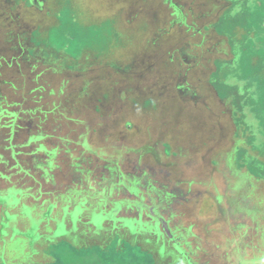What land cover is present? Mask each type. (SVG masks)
Segmentation results:
<instances>
[{
    "label": "rangeland",
    "instance_id": "1",
    "mask_svg": "<svg viewBox=\"0 0 264 264\" xmlns=\"http://www.w3.org/2000/svg\"><path fill=\"white\" fill-rule=\"evenodd\" d=\"M32 1L0 0V112L10 113L0 115V170L14 159L28 166L27 140L41 133L39 143L56 151L60 192L86 172L108 187L106 165L115 163L140 178L141 192L174 194L161 203L206 251L197 263L215 264L210 244L229 250L240 236L263 243L264 212L249 216L233 202L248 188L241 205L264 209V0ZM98 38L100 46L84 50ZM234 180L236 191L246 185L238 198ZM2 186L0 204L19 206L20 190ZM18 211L31 219V207ZM13 214H0V264H185L122 243L102 246L104 237L55 243L65 227L41 225L42 235L33 219L18 224ZM88 244L107 251L81 246ZM255 249L239 264L258 262L249 258Z\"/></svg>",
    "mask_w": 264,
    "mask_h": 264
},
{
    "label": "trees",
    "instance_id": "2",
    "mask_svg": "<svg viewBox=\"0 0 264 264\" xmlns=\"http://www.w3.org/2000/svg\"><path fill=\"white\" fill-rule=\"evenodd\" d=\"M89 39L92 38L90 37ZM92 42V40L86 41L87 47L84 50L92 49L96 45L100 46L99 38L95 45ZM254 77L259 78L258 75H255ZM87 86L88 85L84 86L83 90L81 88L77 92V95L80 98L86 93L84 89H87ZM1 102L2 101H0V103ZM7 113L8 112L3 110L0 112V115L7 117ZM8 114L10 115V113ZM9 121L13 122V119H9ZM13 132L14 130L9 132V135ZM44 137L45 136L41 133L29 136L27 144L28 146L31 145L33 149H31V152L29 153L32 156L29 158V162L31 163H29L28 166L24 167V165L20 163V160L14 159L15 164L10 166L5 165L6 167H4L3 170H0L4 173L2 174V177L5 178L0 183L3 184L2 188L7 189L8 187L11 188L14 186L16 189L20 190V193L17 192L18 194H16L19 200V206L2 203L0 204V214L4 212L6 215L7 211L14 213V218L17 220L18 224L30 223L31 219H33L34 222L39 224V232L42 235L44 232H41L44 231L43 229L47 226L55 233L60 227H65L67 233L55 238V243L57 241H59V243L65 241L66 243L71 237L77 238V242L80 241L81 238L84 239L89 237L92 240H95L99 237H104L106 240H104L105 243L102 246L110 244L119 247L122 243L130 248H139L140 252H145L156 258H159L160 256L161 258L164 257L165 259L170 260L175 257L176 259L178 258V260L184 261L185 264H200L199 262L197 263V257L192 260L191 256L189 257V252L185 251L184 247L181 248V246H179L180 243H187L195 246L194 250H204V248L201 247V244L198 241H195L196 238L194 241H190L189 238L191 236L193 237L190 229L183 227L179 228L176 224H173V228L176 231L174 234L172 225L169 227L171 219L169 215L166 214V205L164 206L161 201L169 198L170 195L171 197H174V194L173 196L171 192L164 193L163 190H157L154 186L149 187L150 194L148 192H141V188L139 187L140 178L135 176H124L119 172V167L115 163H109L106 165V169L110 173L109 181H112L108 187L105 186L104 188H100V183H97L94 180H89L88 172H83L89 171L88 169L82 168V171L78 170L80 161L75 164L70 161L69 168L73 165H77V172H83L85 174L82 175L83 180L81 181L75 172L74 175H76L77 178H74V182H76L72 186H66L65 189L60 192L57 190L55 183V175L59 171V168L55 165L53 160V153H56V151L52 150L50 152L45 144L39 143ZM78 142H80V144H77V146L79 145L83 151H85L84 145L85 143H88L87 140L78 137ZM73 143L75 144V141H73ZM234 154L235 150L229 154L226 167L231 165L230 158H232ZM70 158L72 160L74 156L72 157L71 155ZM78 160L79 159H77V161ZM55 169L57 172L54 171ZM231 172L232 173L230 174L234 178L239 174V171L235 169ZM245 177L242 176L240 180ZM235 181L236 180L231 182V184H233L232 191L236 193L235 195L238 194V198L240 195L239 192H242L246 185H243L239 191H236V189H234ZM76 185L77 189L75 188ZM245 190L247 192L245 199L240 197L241 199H238V202L234 200L233 206L239 212L246 213L249 216H253V213L258 215L261 212L263 213V208L258 207L257 209L255 208V210H252L245 205H241L243 203L242 201H246V198L250 195L249 189L247 188ZM156 196L160 199V202L158 203L155 202L154 197ZM257 197H259L258 194ZM253 198L254 197L250 196L248 200L253 201ZM119 203H122L120 207ZM23 206L32 208L31 219L27 217V214L23 213L24 211H18V209ZM252 211L254 212L252 213ZM76 212L77 217L75 215ZM34 215H36V217ZM262 216H264V214H262ZM95 218L102 222L101 225L95 224ZM12 221L13 219L11 222ZM41 225H43V229H41ZM74 228L75 231H73ZM165 228L169 229L172 235L170 241L174 240L173 243L166 238L167 235L165 234ZM262 238L264 237L261 236L260 240H262ZM140 239L143 240V245L139 244ZM242 239L244 238L240 236L238 238H233L231 242L229 241L231 245L229 250L226 249L221 251L219 249L220 245L216 243L210 244V251L208 249L207 251L211 253V260H218L216 264H239L237 260L238 258H236V252L233 250L234 246H236L238 251L241 250L240 246L245 245V242H243ZM182 240L183 242H181ZM50 244H53V242ZM91 245H93L94 248H97V251H107L100 249L103 248L102 246L97 247L94 246V244ZM91 245L88 244L81 246L87 247ZM72 246L73 245H71V247ZM144 246L150 250H145ZM88 248L89 247L86 249ZM211 248L213 249L212 252ZM92 252L96 251L92 248ZM201 252L206 254V251ZM180 253H182V255H179ZM84 256L89 257V255ZM254 256L259 257L260 261H264V247L257 249L253 258ZM153 262L155 264V260H153Z\"/></svg>",
    "mask_w": 264,
    "mask_h": 264
},
{
    "label": "flooded vegetation",
    "instance_id": "3",
    "mask_svg": "<svg viewBox=\"0 0 264 264\" xmlns=\"http://www.w3.org/2000/svg\"><path fill=\"white\" fill-rule=\"evenodd\" d=\"M35 5L37 4V1L36 0H33L32 1ZM172 8H173V10H174V14H175V16H176V18L178 19L177 21H181V22H184V19H183V16H182V13L176 8V7H174V6H172ZM161 210V209H160ZM170 219H171V221L169 222L170 224H169V227H171V225H172V228H173V224H176L177 225V221H173L174 219H173V217H171L170 216ZM244 228V226L243 225H240V228ZM175 229L173 228V233L175 234ZM165 234L167 235V237L166 238H168V240L170 241V239H171V237H172V235H171V233H170V231H169V229L168 228H165ZM193 240V238L192 237H190V241H192ZM171 243H173L174 242V240H171L170 241ZM181 242H183V240L181 241ZM183 245H185V246H183ZM179 246H181V248L182 247H184V250L185 251H187V252H189V257L191 256V258H192V260L193 259H196V257H197V255H199L201 252L200 251H202V250H197V249H195L194 250V247L192 246V244L190 245V244H183V243H180V245ZM255 247H256V249H255ZM260 247H264V242L263 243H260V245L259 246H257V245H253V244H251V243H247V244H245V245H243V246H240V248H241V250L240 251H238L237 250V248H236V246H234V252H236L235 254L237 255L236 256V258H240V255H244L245 254V249L246 250H248V251H252L253 249H255V252H256V250L257 249H259ZM244 253V254H243ZM191 254V255H190ZM179 255H182V253H180ZM246 256V255H245ZM247 258H248V256H246ZM175 258V257H174ZM250 259H253V256H251V257H249ZM254 258H255V256H254ZM241 259H243V257L241 258ZM174 263H176L175 261H174V259H171ZM238 260V259H237ZM239 261V260H238ZM180 262H184V261H180ZM218 262V260L216 261H214L213 260V263H217ZM246 264H264V261H258V262H256V263H249V261H247V263Z\"/></svg>",
    "mask_w": 264,
    "mask_h": 264
},
{
    "label": "crops",
    "instance_id": "4",
    "mask_svg": "<svg viewBox=\"0 0 264 264\" xmlns=\"http://www.w3.org/2000/svg\"><path fill=\"white\" fill-rule=\"evenodd\" d=\"M0 228H2V227H0ZM1 250H2V247H1ZM46 257H47V255H46ZM49 261V260H48ZM50 262V261H49Z\"/></svg>",
    "mask_w": 264,
    "mask_h": 264
}]
</instances>
